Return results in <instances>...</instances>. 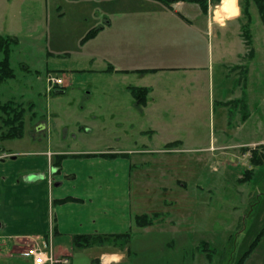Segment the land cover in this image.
Here are the masks:
<instances>
[{
    "label": "rangeland",
    "instance_id": "obj_1",
    "mask_svg": "<svg viewBox=\"0 0 264 264\" xmlns=\"http://www.w3.org/2000/svg\"><path fill=\"white\" fill-rule=\"evenodd\" d=\"M221 1L208 0L207 8L213 11ZM236 2L240 28L231 39L245 44L242 31L248 29L256 50L260 93L264 89V13L254 0ZM146 8L141 0H0V35L15 39L9 54L14 76L0 84V104L10 102L24 110L22 139L0 138V147H16L27 152L20 157L29 160L37 156L29 142L49 152L92 150L104 143L132 151L149 145V136L139 130L141 105L127 88L137 85L138 77L115 78L96 70L128 55L126 45L124 51L118 45L126 42L128 46L129 38L137 36L133 32L142 25L136 12ZM105 17L111 27L92 33ZM231 24L227 31H233ZM228 33L219 39L209 36L213 50L209 101L206 96L197 108L195 101L187 106L184 94H171L177 108L197 114L194 139L186 144L200 150L174 153L179 149L167 150L161 140H155L153 147L159 152L149 151L145 157L131 154V210L150 220L145 227L134 224L131 264H235L257 236L243 264H264V162L257 167L250 161L253 148L264 154L258 146L264 144V118L258 121L257 142L220 145L225 131L227 137L235 134L239 116L233 108L228 115L227 108L214 101L232 82L226 62L218 61L216 54V43L227 42ZM41 122L46 127L37 130ZM5 131L0 117V134ZM179 156L202 160L183 161ZM50 171V166L43 171L45 179ZM113 245L122 247L121 241Z\"/></svg>",
    "mask_w": 264,
    "mask_h": 264
},
{
    "label": "crops",
    "instance_id": "obj_2",
    "mask_svg": "<svg viewBox=\"0 0 264 264\" xmlns=\"http://www.w3.org/2000/svg\"><path fill=\"white\" fill-rule=\"evenodd\" d=\"M141 1L149 8L136 12L142 25L140 31L133 32L137 36L129 38V47L126 42L118 45L122 51L126 45L130 50L128 55L118 58L119 62L114 65L96 70L122 79L136 75L139 83L127 86L130 93L132 86L148 89L145 100L137 102L141 105L142 118L139 130L143 136H149L151 147L144 144L142 150L132 151L104 143L92 150L49 152L43 146L39 149V143L29 142L30 150L37 155L29 160L21 158L27 152H19L16 147H0V264H31L30 258L21 252L32 240L39 239L46 241L54 256L67 257V264H131L128 261L131 239L127 245L114 249L111 238L87 246L74 245L73 238L133 231L137 214L131 210L132 153L145 157L149 151L159 152L153 147L155 140H161L163 146L176 142L166 147L179 149L174 153L200 150L186 144L194 139L193 123L197 114L177 108L171 94L172 91L184 94L187 106L195 101L197 108L203 106L206 96L209 101L210 55L213 54L210 35L215 34L219 39L229 32L227 42L216 43V54L218 61L226 62L224 68L232 76L230 86L214 101L227 108L228 115L232 108L239 114L235 134L227 137L225 131L220 145L258 141V121L264 118V89L259 93L257 62L253 58L256 50L248 29L242 31L247 37L245 44L231 39L237 33L236 27L238 33L240 28L238 3L236 14L217 20L210 6L204 10L197 3L182 0L169 4ZM229 23L233 31H227ZM108 27L111 25L105 17L96 29ZM44 127L46 123L41 122L36 129ZM45 141L49 146V140ZM179 159L193 161L202 157L179 156ZM53 165L58 168L57 172L42 178L45 168L51 169ZM52 183L55 185L50 189Z\"/></svg>",
    "mask_w": 264,
    "mask_h": 264
},
{
    "label": "trees",
    "instance_id": "obj_3",
    "mask_svg": "<svg viewBox=\"0 0 264 264\" xmlns=\"http://www.w3.org/2000/svg\"><path fill=\"white\" fill-rule=\"evenodd\" d=\"M163 3H172L178 0H158ZM182 1H188V2H195L198 3L199 6L206 10L207 9V0H182ZM213 1L214 3L218 2L219 0H210ZM257 5H259V11L261 15L264 13V0H254ZM264 19V16H262ZM250 20V18H249ZM97 29H94L92 33L96 32ZM248 35V34H246ZM15 41L13 37L9 36H1L0 35V84L7 78H12L14 76L13 69L10 66V61H9V54H10V45L11 42ZM142 71V70H141ZM130 91L132 95L134 96L135 100L138 102H142L145 100V97L148 93V89L145 87H130ZM0 117H1V122L4 127H6V131L2 132L0 134L1 139H14V138H20L22 137L23 134V114L24 110L23 108H15L10 102H6L4 104H0ZM176 142H172L171 144H167V146H171ZM262 146L264 149V144L258 145ZM258 147L253 148L251 151V164L254 166H260L264 162V154H259V152L256 150ZM245 179L248 178V173L247 175L245 174ZM134 222L137 226L139 227H145L150 225V220L149 217H147L146 214H138L134 217ZM111 238L112 241L118 242L121 241L122 246L127 245L128 242L131 239V232L127 231L124 233H119V234H111V235H106V236H88V235H77L73 238V243L76 246H87L90 243H95V242H103L105 239ZM109 239V240H111ZM259 240V236H257L252 244L250 245L249 250L245 251L235 262V264H243L246 258L248 257L249 253L252 251V248H254L256 241Z\"/></svg>",
    "mask_w": 264,
    "mask_h": 264
},
{
    "label": "built area",
    "instance_id": "obj_4",
    "mask_svg": "<svg viewBox=\"0 0 264 264\" xmlns=\"http://www.w3.org/2000/svg\"><path fill=\"white\" fill-rule=\"evenodd\" d=\"M22 256L29 257L31 264H67L68 258L65 256L56 257L52 254L50 247L43 239L32 240L27 245Z\"/></svg>",
    "mask_w": 264,
    "mask_h": 264
},
{
    "label": "bare ground",
    "instance_id": "obj_5",
    "mask_svg": "<svg viewBox=\"0 0 264 264\" xmlns=\"http://www.w3.org/2000/svg\"><path fill=\"white\" fill-rule=\"evenodd\" d=\"M236 11L235 0H222L220 5L215 9V19L219 20L223 16L234 14Z\"/></svg>",
    "mask_w": 264,
    "mask_h": 264
},
{
    "label": "flooded vegetation",
    "instance_id": "obj_6",
    "mask_svg": "<svg viewBox=\"0 0 264 264\" xmlns=\"http://www.w3.org/2000/svg\"><path fill=\"white\" fill-rule=\"evenodd\" d=\"M57 92H59V91H57ZM57 170H58V168H57L55 165H53V166L51 167V171H50V172L55 173V172H57ZM43 177H45V176L43 175ZM43 177H42V178H43Z\"/></svg>",
    "mask_w": 264,
    "mask_h": 264
},
{
    "label": "water",
    "instance_id": "obj_7",
    "mask_svg": "<svg viewBox=\"0 0 264 264\" xmlns=\"http://www.w3.org/2000/svg\"><path fill=\"white\" fill-rule=\"evenodd\" d=\"M12 158H14V156H12ZM43 177V176H42Z\"/></svg>",
    "mask_w": 264,
    "mask_h": 264
}]
</instances>
